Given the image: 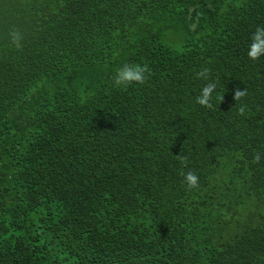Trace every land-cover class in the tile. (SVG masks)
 <instances>
[{
	"label": "trees",
	"instance_id": "trees-1",
	"mask_svg": "<svg viewBox=\"0 0 264 264\" xmlns=\"http://www.w3.org/2000/svg\"><path fill=\"white\" fill-rule=\"evenodd\" d=\"M257 27L264 0H0V264H264Z\"/></svg>",
	"mask_w": 264,
	"mask_h": 264
},
{
	"label": "clouds",
	"instance_id": "clouds-1",
	"mask_svg": "<svg viewBox=\"0 0 264 264\" xmlns=\"http://www.w3.org/2000/svg\"><path fill=\"white\" fill-rule=\"evenodd\" d=\"M9 36L11 38V43L17 49L22 47L21 41L23 40V35L21 32L13 27ZM251 43L249 45V50L247 52L248 57L255 61L258 60L262 55H264V27H257L256 30L251 34ZM146 73H150V69L147 64L140 63H126L122 67H119L115 70V74L112 77L113 87L121 88L127 87L133 83L143 85L147 81ZM198 78L208 80L209 79V69L203 68L199 72L196 73ZM217 85L215 82H210L205 84L202 88L201 94L196 98V102L199 105H202L207 108H212V94L215 91ZM247 95V90L244 88L240 90L237 88L234 92V100L240 101ZM219 99H223V97H219ZM238 115L246 114V105L241 104L238 108ZM260 153H256L254 156V162L258 163L260 161ZM181 163L186 167L187 161L185 157H179ZM185 178V183L189 189H194L199 186V177L193 171H188L183 173Z\"/></svg>",
	"mask_w": 264,
	"mask_h": 264
}]
</instances>
